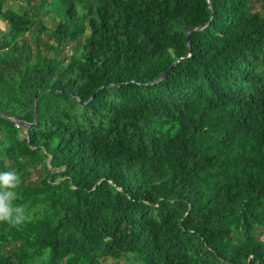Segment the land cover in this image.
Listing matches in <instances>:
<instances>
[{
  "label": "trees",
  "instance_id": "16d2710c",
  "mask_svg": "<svg viewBox=\"0 0 264 264\" xmlns=\"http://www.w3.org/2000/svg\"><path fill=\"white\" fill-rule=\"evenodd\" d=\"M11 1L0 264H264V0Z\"/></svg>",
  "mask_w": 264,
  "mask_h": 264
},
{
  "label": "clouds",
  "instance_id": "9594fccd",
  "mask_svg": "<svg viewBox=\"0 0 264 264\" xmlns=\"http://www.w3.org/2000/svg\"><path fill=\"white\" fill-rule=\"evenodd\" d=\"M19 183V178L15 172L0 173V185L8 189H14ZM15 193L12 191H5L0 196V220L9 221L13 224L22 223L24 220L23 208H13L11 206V199Z\"/></svg>",
  "mask_w": 264,
  "mask_h": 264
},
{
  "label": "water",
  "instance_id": "95a60500",
  "mask_svg": "<svg viewBox=\"0 0 264 264\" xmlns=\"http://www.w3.org/2000/svg\"><path fill=\"white\" fill-rule=\"evenodd\" d=\"M201 28H203V26H199V27H196V28H190V29L188 30L186 36L188 37V35H189L191 32H193L194 30H199V29H201ZM187 42H188V45H190V41H189V39H187ZM176 63H178V61L175 62V63H173L172 66L169 67L168 70H167L166 72H164L163 74H161L160 76H158L157 79H164V78L166 77V75L169 73L170 69H171ZM36 102H37V93L35 94V97H34V109H35V115H36V107H37ZM1 115H2V116H5V115H3V114H1ZM18 123H19L21 126H24V127L27 126L25 123H22V122H20V121H18Z\"/></svg>",
  "mask_w": 264,
  "mask_h": 264
},
{
  "label": "rangeland",
  "instance_id": "374dc122",
  "mask_svg": "<svg viewBox=\"0 0 264 264\" xmlns=\"http://www.w3.org/2000/svg\"><path fill=\"white\" fill-rule=\"evenodd\" d=\"M6 3L8 6L14 5V4H21V2H12L11 0H6ZM262 12V11H261Z\"/></svg>",
  "mask_w": 264,
  "mask_h": 264
}]
</instances>
